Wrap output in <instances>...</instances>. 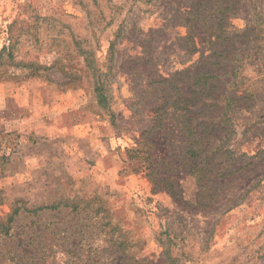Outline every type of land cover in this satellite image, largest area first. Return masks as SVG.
<instances>
[{
  "label": "rangeland",
  "instance_id": "obj_1",
  "mask_svg": "<svg viewBox=\"0 0 264 264\" xmlns=\"http://www.w3.org/2000/svg\"><path fill=\"white\" fill-rule=\"evenodd\" d=\"M184 1L0 0V56L13 54L17 62L0 67V218L21 208L10 232L0 230V264H124L118 245L125 237L139 239L132 250L156 264H170L168 253L175 264H264V178L257 183L239 178L222 187L221 203L198 208L201 198L186 169L168 173L165 163L157 167L171 175L183 196L177 199L153 183L147 154L135 151L150 119L149 74L169 77L199 57L179 47ZM252 6L264 8V0L232 14V29L245 28ZM74 36L85 41L107 74L106 105L89 76L71 88L50 81L59 78L57 59L84 66ZM30 62L49 68L27 75L35 73V67L24 66ZM259 64L242 70L261 95L252 112L233 114L232 146L238 154L264 149V66ZM187 77L176 76L174 82L190 95ZM147 151L154 163L165 156ZM257 158L262 177L264 154ZM180 165L188 168L186 162ZM62 194L104 204L128 234L112 240L103 221L85 211L24 210Z\"/></svg>",
  "mask_w": 264,
  "mask_h": 264
},
{
  "label": "trees",
  "instance_id": "obj_2",
  "mask_svg": "<svg viewBox=\"0 0 264 264\" xmlns=\"http://www.w3.org/2000/svg\"><path fill=\"white\" fill-rule=\"evenodd\" d=\"M249 2L252 0H185L179 13V25L185 28L184 35L180 36L179 47L189 56L198 54L199 57L189 68L178 70L169 77L161 74L154 77L156 73L148 76L152 77L146 85L152 96L150 119L141 127L140 138L137 140L139 147L135 151L147 154V159L150 160L148 174L153 183L165 186L177 199H183V196H178L175 191L176 184L169 179L171 175L162 174L157 167L165 163V168H170L168 173L175 168L186 169L184 174L194 181L197 199L201 198L196 203L198 208L221 203L224 199L222 187L230 186L239 178L248 176V183L252 182V177L254 182H261L264 178L258 176L263 170L261 160L257 158L264 154V149L253 155L246 152L238 154L232 146V136L236 133L233 114L243 110L252 112L258 107V98L261 95V91L251 82L254 78L247 77L242 70L248 65H254L257 60L260 61L259 67L264 66V8L252 6V18L243 29H232L229 23L230 16L239 13L243 5ZM73 43L75 48L82 51L79 54L83 57L84 66L66 59H57L53 66L61 65V68L58 67L59 78L50 81L58 86L69 85L68 88H71L78 86L89 76L99 101L106 105L107 74L97 64L92 51L84 48L87 45L85 41L74 36ZM70 57L73 55H69L68 59ZM8 58L0 56V67L14 61L15 56L9 54ZM18 64L21 66L22 63ZM24 66L35 67V73L27 75H38L41 74V69L49 68L35 62ZM263 69L264 67L260 73H263ZM186 73L187 79H190V95L182 92L180 85L177 87L174 82L176 76ZM172 88L179 91L172 92ZM248 126L250 124L247 122L246 127ZM260 133L264 135V127ZM149 149L165 156L160 161L157 156V162L154 163L147 151ZM181 156L184 158L180 159ZM176 160H179L178 164H175ZM184 162L188 168L180 165ZM252 186H256L255 183ZM62 196L63 194L52 203L24 210L34 213L42 209L63 208L85 211L93 218L103 221L102 225L107 228L112 240L115 235L119 237L128 234L113 219L104 204L101 206L100 203H95V199ZM186 201L193 204L191 199ZM12 210L6 219L0 218L1 232H10L21 208L14 207ZM138 242L139 239L134 241L129 237L119 242L118 249L124 255V264H156L132 250ZM168 260L170 264H175V258L169 253Z\"/></svg>",
  "mask_w": 264,
  "mask_h": 264
}]
</instances>
